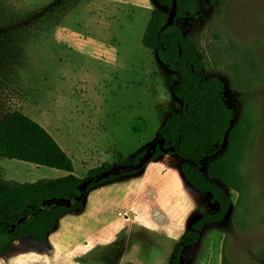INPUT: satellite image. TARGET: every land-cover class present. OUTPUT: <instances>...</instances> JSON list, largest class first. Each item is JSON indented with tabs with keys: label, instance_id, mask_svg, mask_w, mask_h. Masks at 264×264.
Here are the masks:
<instances>
[{
	"label": "rangeland",
	"instance_id": "obj_1",
	"mask_svg": "<svg viewBox=\"0 0 264 264\" xmlns=\"http://www.w3.org/2000/svg\"><path fill=\"white\" fill-rule=\"evenodd\" d=\"M161 8L155 0H0V121L21 110L44 123L82 178L147 148L182 108L172 91L178 74L142 44L151 13ZM177 23L193 39L206 75L222 80L236 110L233 124L244 131L231 160L232 186H225L231 212L204 228L182 264H264V0H200L196 16ZM227 147L225 140L211 148L208 160ZM181 162L178 154H162L131 176L133 189L156 195L138 198L135 207L148 224L159 212L160 231L124 228L120 246L109 247L112 260L126 247L134 264H170L191 223L215 210L209 193L184 187ZM66 174L0 156L3 180ZM111 207L113 225L127 220L123 202Z\"/></svg>",
	"mask_w": 264,
	"mask_h": 264
},
{
	"label": "trees",
	"instance_id": "obj_2",
	"mask_svg": "<svg viewBox=\"0 0 264 264\" xmlns=\"http://www.w3.org/2000/svg\"><path fill=\"white\" fill-rule=\"evenodd\" d=\"M155 1L163 8L151 13L142 44L166 68L178 74L172 91L182 108L167 116L158 132V136L164 139V147H174V151L164 153L157 148L152 160L162 154H178L186 184L198 192L209 193L215 205L214 211L197 217L175 243L170 264H182L184 250L200 240L204 228L222 222L231 212L233 200L225 186H232L231 160L244 131L241 124H233L236 110L226 100L222 80L215 75H206L193 39L185 35L177 23L178 19L196 16L200 0H178L176 22L164 30L161 28L172 0ZM225 140L228 144L225 153L208 160L210 149L220 147ZM145 150L130 159L120 154L119 163L137 162ZM0 156L67 172L58 178H40L24 183L0 178L1 256L11 251L16 240L31 238L44 243L63 214L82 206L83 200L69 204L59 199L79 196V185L85 178L75 174L73 159L56 138L41 123L20 110L7 113L0 121ZM113 165L105 161L92 167L87 171V177H96ZM139 171L94 180L88 191L101 183Z\"/></svg>",
	"mask_w": 264,
	"mask_h": 264
},
{
	"label": "crops",
	"instance_id": "obj_3",
	"mask_svg": "<svg viewBox=\"0 0 264 264\" xmlns=\"http://www.w3.org/2000/svg\"><path fill=\"white\" fill-rule=\"evenodd\" d=\"M131 176L133 174L124 175L91 188L78 210L67 212L58 219L44 243L36 241L38 245H28L31 238L16 240L11 251L0 256V264H134L128 259L129 250L126 247L114 260L109 255V247L112 243L116 247L120 246L118 238L124 228L132 231L138 225L158 234L160 223L159 212L153 215L154 223L148 224L142 220L135 203L138 198L142 200L143 194L133 189L135 181ZM182 183L185 188L188 186L183 174ZM123 186H127L125 193L121 191ZM143 197L155 198L156 195L153 190H147ZM120 202L127 209V220L113 225L110 219L111 206ZM119 214L122 215L121 212Z\"/></svg>",
	"mask_w": 264,
	"mask_h": 264
},
{
	"label": "water",
	"instance_id": "obj_4",
	"mask_svg": "<svg viewBox=\"0 0 264 264\" xmlns=\"http://www.w3.org/2000/svg\"><path fill=\"white\" fill-rule=\"evenodd\" d=\"M177 9H178V0H172L171 8L168 11V17L166 19V22L162 26L161 30H164L167 27H170L173 24H175L176 16H177ZM180 53H181V49H180ZM157 148H159L164 153H169L170 151H174V147L165 148L164 139L158 136L157 139L146 148L145 152L143 153V155H141L138 158L137 162L118 163L108 169H105L100 174H98L96 177H87L79 185V188L81 191L79 196H77L75 199H59V200L63 202H67L69 204H73L75 202H78L84 199L88 191L89 185L94 180H101L104 178H108L112 175H121V174L130 173L132 171L143 169L145 165L152 160Z\"/></svg>",
	"mask_w": 264,
	"mask_h": 264
}]
</instances>
